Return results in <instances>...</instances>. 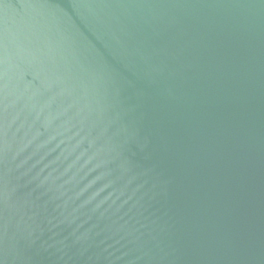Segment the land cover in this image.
Wrapping results in <instances>:
<instances>
[{
  "label": "water",
  "instance_id": "1",
  "mask_svg": "<svg viewBox=\"0 0 264 264\" xmlns=\"http://www.w3.org/2000/svg\"><path fill=\"white\" fill-rule=\"evenodd\" d=\"M0 264H264V0H0Z\"/></svg>",
  "mask_w": 264,
  "mask_h": 264
}]
</instances>
